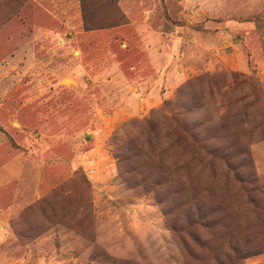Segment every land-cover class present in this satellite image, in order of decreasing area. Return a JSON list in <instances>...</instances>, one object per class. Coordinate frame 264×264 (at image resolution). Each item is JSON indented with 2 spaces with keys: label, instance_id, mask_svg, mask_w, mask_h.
<instances>
[{
  "label": "rangeland",
  "instance_id": "rangeland-1",
  "mask_svg": "<svg viewBox=\"0 0 264 264\" xmlns=\"http://www.w3.org/2000/svg\"><path fill=\"white\" fill-rule=\"evenodd\" d=\"M85 8L0 0V264H264V0Z\"/></svg>",
  "mask_w": 264,
  "mask_h": 264
},
{
  "label": "trees",
  "instance_id": "trees-1",
  "mask_svg": "<svg viewBox=\"0 0 264 264\" xmlns=\"http://www.w3.org/2000/svg\"><path fill=\"white\" fill-rule=\"evenodd\" d=\"M86 2H87V0H82L83 7H84V25H85V29H86L87 31H91V30H95V29L102 28L101 26L94 27V26H92V25L90 24V21H89V19H88L87 14H86V8H85V6H86ZM122 19H123V18H121V17L119 16V17L116 18L114 21H112V23L110 24L109 27L119 25L120 22L123 21ZM236 179H237V181L240 182V183L243 181L242 178H240L237 174H236Z\"/></svg>",
  "mask_w": 264,
  "mask_h": 264
},
{
  "label": "bare ground",
  "instance_id": "bare-ground-1",
  "mask_svg": "<svg viewBox=\"0 0 264 264\" xmlns=\"http://www.w3.org/2000/svg\"><path fill=\"white\" fill-rule=\"evenodd\" d=\"M65 82L66 83H71V82H73V80L72 79H67Z\"/></svg>",
  "mask_w": 264,
  "mask_h": 264
}]
</instances>
